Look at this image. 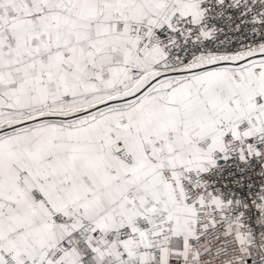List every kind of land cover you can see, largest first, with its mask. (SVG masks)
I'll return each instance as SVG.
<instances>
[{
	"label": "snow or ice",
	"instance_id": "obj_1",
	"mask_svg": "<svg viewBox=\"0 0 264 264\" xmlns=\"http://www.w3.org/2000/svg\"><path fill=\"white\" fill-rule=\"evenodd\" d=\"M0 264H264V0H0Z\"/></svg>",
	"mask_w": 264,
	"mask_h": 264
}]
</instances>
